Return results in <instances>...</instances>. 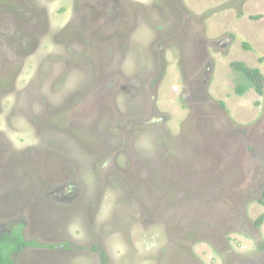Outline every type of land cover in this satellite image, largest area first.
I'll return each mask as SVG.
<instances>
[{
    "label": "rangeland",
    "instance_id": "374dc122",
    "mask_svg": "<svg viewBox=\"0 0 264 264\" xmlns=\"http://www.w3.org/2000/svg\"><path fill=\"white\" fill-rule=\"evenodd\" d=\"M238 62L264 76V0H0V233L39 244L15 264H264Z\"/></svg>",
    "mask_w": 264,
    "mask_h": 264
},
{
    "label": "trees",
    "instance_id": "16d2710c",
    "mask_svg": "<svg viewBox=\"0 0 264 264\" xmlns=\"http://www.w3.org/2000/svg\"><path fill=\"white\" fill-rule=\"evenodd\" d=\"M246 50H251L250 46L245 45ZM236 73L242 75L249 85H240L237 87V93L239 95L245 94L249 87H255L256 91L259 94H263L264 90V76L261 74L259 69H251L246 67L243 63H234L233 65ZM264 205V202L261 203ZM264 222V216H261L256 221V226L261 227ZM36 248L39 247V244L36 241L28 243L25 241L23 235L18 231V228L15 227L13 231L9 234L0 233V264H15L17 257L20 253L27 248ZM41 247V246H40ZM95 251L97 249H94ZM261 251H264V243L261 244ZM97 252H99L97 250ZM101 256V264H107V257L103 252H99Z\"/></svg>",
    "mask_w": 264,
    "mask_h": 264
}]
</instances>
